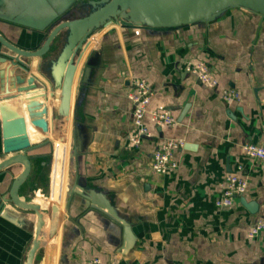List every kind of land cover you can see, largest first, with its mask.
I'll return each mask as SVG.
<instances>
[{"label":"crops","instance_id":"1","mask_svg":"<svg viewBox=\"0 0 264 264\" xmlns=\"http://www.w3.org/2000/svg\"><path fill=\"white\" fill-rule=\"evenodd\" d=\"M0 34L27 50L46 36L3 22ZM95 45L97 71L78 109L88 136L82 175L87 188L105 192L130 219L137 239L124 253L120 234L98 214L87 213L78 224L64 219V194L73 173L66 156H58L55 176L64 178V185L56 213L44 217L42 236L50 231L52 236L42 242L35 264H88L92 259L101 264H264V232L248 237L251 227L264 221V163L242 150L264 139V21L231 10L211 25L165 36L109 29ZM198 62L216 78L215 89L186 72ZM36 64L30 63L33 73ZM133 79H145L152 89L147 111L166 110L176 124L159 128L147 115L143 124L151 137L128 148V137L136 132L128 99ZM226 89L237 91L239 100L225 103L221 92ZM2 92L0 71V102H8ZM48 122L53 129L51 111ZM1 123L0 115V152ZM166 140H183L184 146L174 155L177 168L162 176L151 171V156ZM29 154L31 171L18 196L50 207L48 150L37 145ZM21 170L13 166L0 174V196ZM229 174L246 180V192L231 208H217L220 185ZM35 222L33 214L6 207L0 215V264H26Z\"/></svg>","mask_w":264,"mask_h":264},{"label":"water","instance_id":"2","mask_svg":"<svg viewBox=\"0 0 264 264\" xmlns=\"http://www.w3.org/2000/svg\"><path fill=\"white\" fill-rule=\"evenodd\" d=\"M231 10L264 21V0H0V22L46 34L41 45L32 50L12 44L0 34V48L7 52H0L2 93L10 99L0 102V174H8L13 166L22 167L7 194L0 196V215L11 206L36 218L26 264H35L42 242L52 236V231L42 236L44 217L57 211L64 178L55 176V169L57 159L64 155L73 173L64 194V219L78 224L85 214H98L118 231L124 253L137 239L130 219L116 210L105 192L87 188L82 175L88 136L78 109L97 71L98 37L113 28L165 36L188 27L211 25ZM32 61L37 63L34 73ZM50 111L53 129L48 122ZM37 145H45L49 156L51 205L45 208L18 196L31 171L29 153ZM78 201L81 205L74 210ZM241 202L247 207L243 199Z\"/></svg>","mask_w":264,"mask_h":264},{"label":"built area","instance_id":"3","mask_svg":"<svg viewBox=\"0 0 264 264\" xmlns=\"http://www.w3.org/2000/svg\"><path fill=\"white\" fill-rule=\"evenodd\" d=\"M186 72L194 75L197 80L208 89H215L218 85L216 78L210 72L209 67L204 62H198L187 66ZM152 89L145 79H133L130 82V91L128 99L131 102L132 124L136 132L128 137V148H136L142 140L149 139L151 133L144 126V118L148 115L151 123L159 128H173L176 124L174 118L166 110L157 109L148 112L147 107L152 97ZM221 99L231 104L239 100V93L232 89H226L221 92ZM183 140H166L151 156V171L157 175H168L170 171L177 168V162L174 155L182 150ZM243 154L251 159L264 163V139L257 144L246 143L242 147ZM221 186V192L215 201L217 208H231L234 200L245 194L247 189L246 180L238 174H229L225 177ZM264 232V221H257L248 233L249 238H254ZM88 264H101L100 260L92 259Z\"/></svg>","mask_w":264,"mask_h":264}]
</instances>
